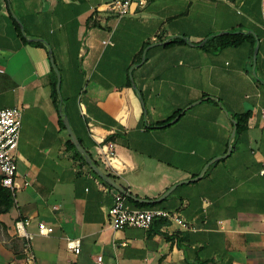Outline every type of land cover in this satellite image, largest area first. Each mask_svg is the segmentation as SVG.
Segmentation results:
<instances>
[{"label": "crops", "instance_id": "crops-1", "mask_svg": "<svg viewBox=\"0 0 264 264\" xmlns=\"http://www.w3.org/2000/svg\"><path fill=\"white\" fill-rule=\"evenodd\" d=\"M111 1L0 0V110L22 109L15 158L30 182L15 196L0 182V264H264L262 0L135 1L122 17L103 9ZM237 32L255 41L203 47ZM248 111L237 135L236 115ZM61 113L93 162L136 198L175 186L159 202L127 196L129 206L177 212L195 229L164 217L113 229L118 190L68 150ZM101 142L113 147L115 168L102 163ZM26 217L34 262L16 227ZM40 223L54 233L40 235ZM67 238L81 239L79 255Z\"/></svg>", "mask_w": 264, "mask_h": 264}, {"label": "built area", "instance_id": "built-area-1", "mask_svg": "<svg viewBox=\"0 0 264 264\" xmlns=\"http://www.w3.org/2000/svg\"><path fill=\"white\" fill-rule=\"evenodd\" d=\"M135 1L141 5L147 2L146 0H112L106 4L105 7L103 6V9L111 10L122 17L130 12L131 6ZM262 15L264 18V0H262ZM103 44H112V41L106 39L103 40ZM0 72H3L1 67ZM21 125V108L6 107L0 110V182L4 187L10 190L13 196H15L18 190L30 185L29 181L20 180L15 158L16 150L19 145ZM97 150L102 163L106 167L115 168L114 162L117 159L113 147L101 142V144H98ZM261 174H264V161ZM126 199L127 196L124 193L116 191L114 194V203L108 210L109 222L115 230H120L129 226L148 229L158 217L168 218L186 230L195 229L192 224L185 221L177 212H170L157 208H132L127 204ZM204 203L206 206L211 204L209 200H205ZM30 224V218L26 217L17 220L16 227L19 234L26 240L25 252L27 254V260L29 262H34L36 259L32 242L34 234L28 231V226ZM38 233L42 236H50L54 233V227L45 223H40ZM81 246L80 238H67V248L74 255H79L81 253ZM98 261H102V256H98Z\"/></svg>", "mask_w": 264, "mask_h": 264}, {"label": "trees", "instance_id": "trees-1", "mask_svg": "<svg viewBox=\"0 0 264 264\" xmlns=\"http://www.w3.org/2000/svg\"><path fill=\"white\" fill-rule=\"evenodd\" d=\"M248 38H251L253 39V41H255V38L252 34H244V33H241V32H237V33H225V34H221V35H218V36H214L212 38H210L204 45L203 47L204 48H207V49H212V50H219V49H224V48H228V47H237V46H240L242 45L246 39ZM183 40H172L170 41L168 44H172V43H175V42H182ZM51 86H52V92H51V95H52V98H53V101L55 103V105L59 106L60 105V96H59V93L57 91V77H56V74L53 75V80H52V83H51ZM181 111L175 113L173 116H171L169 119L167 120H164L162 121L161 123H166L172 119H174L177 115L180 114ZM237 117V135H239L240 133L244 132L247 128V124H248V121L251 117V112H244V113H241V114H238L236 115ZM59 124L61 126V129L66 131V126L63 122V119H62V116L59 117ZM67 148L69 151H72L74 156L76 158H79L80 160H82V162L86 165H88V163L86 162V159L84 157L83 154H81L76 146L74 145V143L72 142V140L70 139V136L68 135L67 133ZM92 156V154H91ZM94 163L98 166H101L99 162H97L96 160L94 161ZM92 172L100 179H102L101 177H99L93 170ZM109 176H111L114 180L117 179V177L115 175H113L112 173H108ZM105 182V181H104ZM109 187L113 188V186H111L110 184H108L107 182H105ZM9 192V191H8ZM8 192H7V195H8ZM131 200V199H130ZM136 204L140 205L141 207L142 206H146V205H149L147 203H138L136 202Z\"/></svg>", "mask_w": 264, "mask_h": 264}, {"label": "water", "instance_id": "water-1", "mask_svg": "<svg viewBox=\"0 0 264 264\" xmlns=\"http://www.w3.org/2000/svg\"><path fill=\"white\" fill-rule=\"evenodd\" d=\"M221 35V34H220ZM254 35H256L254 33ZM257 52H258V48L256 47L255 52H254V63L256 64L257 62ZM52 63H53V67L57 73V91L59 93L60 99L62 101V91H61V74L57 68V66L55 65L53 59H52ZM62 115V119L63 122L66 126V131L68 132L70 139L72 140V142L74 143V145L76 146L77 150L84 155L86 162L89 164V166L92 168V170L102 179H104L108 184H110L111 186H113L115 189H117L118 191L124 193L126 196L137 200L139 202H159L162 199H164L165 197H167L172 191H173V187H171L167 192H165L161 198H158L156 200H148V199H139L136 198L135 196H133L127 189H125L123 186H121L120 184H118L111 176H109L107 173H105L100 166L96 165L93 162V159L91 158L90 154L85 150V148L81 145L76 133L74 132L70 119L68 117L67 114L61 113ZM179 115L176 116L172 122L176 121L178 119Z\"/></svg>", "mask_w": 264, "mask_h": 264}, {"label": "rangeland", "instance_id": "rangeland-1", "mask_svg": "<svg viewBox=\"0 0 264 264\" xmlns=\"http://www.w3.org/2000/svg\"><path fill=\"white\" fill-rule=\"evenodd\" d=\"M64 100V98H63V96H62V101ZM188 107H190V106H185L184 108H183V110L180 112V113H182L183 111H185ZM178 116V115H177Z\"/></svg>", "mask_w": 264, "mask_h": 264}]
</instances>
